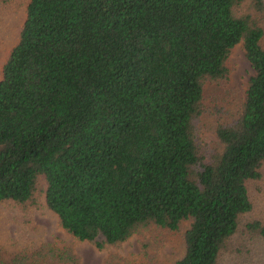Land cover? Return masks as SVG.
I'll return each instance as SVG.
<instances>
[{"label": "trees", "instance_id": "1", "mask_svg": "<svg viewBox=\"0 0 264 264\" xmlns=\"http://www.w3.org/2000/svg\"><path fill=\"white\" fill-rule=\"evenodd\" d=\"M28 0L0 78V202L27 221L44 197L59 225L98 249L153 229L183 233L174 264H219L264 163V0ZM241 43L253 68L236 117L207 156L197 122L230 91ZM147 245L148 241L142 242ZM0 264H81L41 242ZM104 264H119L117 254Z\"/></svg>", "mask_w": 264, "mask_h": 264}, {"label": "rangeland", "instance_id": "2", "mask_svg": "<svg viewBox=\"0 0 264 264\" xmlns=\"http://www.w3.org/2000/svg\"><path fill=\"white\" fill-rule=\"evenodd\" d=\"M28 0H0V78L2 66L11 48L19 38ZM244 7H251V0L244 1ZM253 11L264 28V7ZM264 45V36H263ZM231 68L230 91L223 93L210 88L213 95L207 96L206 110L197 122L198 140L203 152L210 156L220 149L215 127L217 122L233 120L245 96L250 75L253 73L245 57L241 43H238L228 57ZM262 177L249 182V194L252 209L240 216V222L251 219L264 221V163ZM22 211L12 200L0 202V252L8 258L13 252L41 242L55 245H69L80 256L81 264H104L110 254H117L119 264H174L184 253L183 233L189 220L181 222L177 230L153 229L143 234L135 233L122 243L104 249H98L87 240H79L68 234L60 225L56 214L50 210L44 197H40L39 206L29 214L27 221ZM148 241L147 245L142 242ZM233 249L222 251L219 264H264V238H248L242 232V226L232 236Z\"/></svg>", "mask_w": 264, "mask_h": 264}]
</instances>
